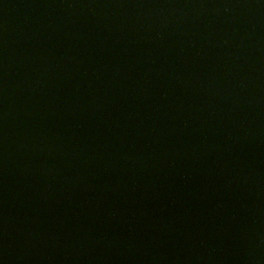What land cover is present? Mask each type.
Returning <instances> with one entry per match:
<instances>
[{
  "label": "water",
  "instance_id": "95a60500",
  "mask_svg": "<svg viewBox=\"0 0 264 264\" xmlns=\"http://www.w3.org/2000/svg\"><path fill=\"white\" fill-rule=\"evenodd\" d=\"M0 264H264V0H0Z\"/></svg>",
  "mask_w": 264,
  "mask_h": 264
}]
</instances>
